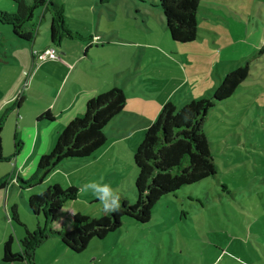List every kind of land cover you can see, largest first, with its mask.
I'll return each mask as SVG.
<instances>
[{"label":"rangeland","instance_id":"rangeland-1","mask_svg":"<svg viewBox=\"0 0 264 264\" xmlns=\"http://www.w3.org/2000/svg\"><path fill=\"white\" fill-rule=\"evenodd\" d=\"M59 1L69 32L54 46L58 55L73 62L69 66L76 67L82 80L69 82L72 98L77 96L76 84L78 89L89 87L88 94L94 89L102 93L120 88L128 100L124 112L105 131L106 145L89 160L64 161L33 188H21L15 176L7 190L0 191V264H27L4 262V243L13 235L14 251H19L27 228L39 233L38 227L48 225L43 212L32 213L28 200L49 186L59 184L64 191L75 188L74 195L61 199L63 208L90 218L105 213L95 196L81 191L89 181L102 180L135 204L134 153L163 106L170 102L180 109L190 100L210 97L229 71L246 64L250 76L206 120L205 131L219 166L216 176L164 195L147 223L125 217L120 229L93 239L83 252L72 251L54 235L39 246L35 258L37 264H264V0H202L197 40L183 44L172 39L163 14L152 7L153 0ZM16 8L12 0H0V10ZM43 13V8L37 10L32 23L37 25ZM45 14L37 49L51 37L52 13L46 10ZM14 41L12 25L0 22L2 62L14 54L19 58L11 57L13 65L0 63V102L12 96L15 84L24 78L22 68L32 60L30 42L14 52ZM48 60L54 71L66 76V61ZM45 61L36 57V62ZM27 95L19 109L21 118H16L18 110H9L14 105L0 116L6 117V153L15 148L19 126L18 131L22 127L25 132L27 126L36 139L40 136L44 142L50 137L54 144V137L71 121L60 113L66 101L51 108L52 120H39L35 112L43 106L30 99L38 96ZM82 101L81 109L77 105L79 111L71 115L74 118L84 113ZM0 167L10 168L0 179L12 175L10 162ZM33 173H23V178ZM15 206L24 225L13 219ZM70 216L61 212L55 228L61 230Z\"/></svg>","mask_w":264,"mask_h":264},{"label":"trees","instance_id":"trees-1","mask_svg":"<svg viewBox=\"0 0 264 264\" xmlns=\"http://www.w3.org/2000/svg\"><path fill=\"white\" fill-rule=\"evenodd\" d=\"M12 1L16 3L17 8L14 12L0 10V22L12 25L17 43L30 42L32 45L36 42L41 23L35 25L32 21L36 11L41 8L44 13L46 10L52 13V43L55 44L58 39L61 43L68 36L64 6L59 0H32V3L28 0ZM201 1L153 0L152 7L163 14L172 39L183 44L197 40ZM33 51L34 49L32 55ZM249 76V64H246L229 71L210 97L195 98L180 109L170 102L163 106L156 120L144 131L134 153V165L137 170L135 204H130L121 195V209L118 213L104 214L97 219L77 212L74 217L70 216L69 223H65L59 230L55 225L60 221L59 214L63 208L61 199L74 195L76 189L71 187L64 191L59 184H55L40 194L32 195L28 200L30 210L36 215L43 212L48 225L45 228L38 227L39 233H32L27 228L26 237L20 241L19 251H14V237L11 235L4 243V262L37 264L36 250L54 235L60 236L62 242L72 251L83 252L93 239H103L109 233L120 229L125 217L147 223L152 218L155 205L164 195L216 176L219 166L205 131L206 120L210 111L218 103L232 98ZM127 100L124 90L120 88L102 92L90 99L84 113L70 121L58 134L52 151L39 158L32 176L27 180L18 177L20 187L26 189L39 186L62 162L87 159L104 147L108 141L105 134L107 126L124 112ZM15 104L19 105V98L13 103ZM51 117L52 113L48 111L42 114L39 120H52ZM5 120L3 115L0 118V163L11 162L15 156H5L3 152ZM17 147L20 150L22 143H18ZM12 179V175L1 178L0 190H6ZM13 219L24 225L17 206L13 207Z\"/></svg>","mask_w":264,"mask_h":264},{"label":"crops","instance_id":"crops-1","mask_svg":"<svg viewBox=\"0 0 264 264\" xmlns=\"http://www.w3.org/2000/svg\"><path fill=\"white\" fill-rule=\"evenodd\" d=\"M44 18L46 19V14H45ZM40 23H41L40 25H42L44 23V19H42L40 21ZM80 36L85 38V36H83L81 34H80ZM39 41L40 40L38 38H36V42L31 45L32 60L28 66L25 67V65H24V68H22V71H23L22 76L24 78H22L20 81H18L17 82L18 84L14 83L15 89L13 90V92L11 94L12 96L10 98H5V100H2V102H0V116L3 114V112L5 110L8 109L9 105L12 106L13 103L16 102V99L19 98V105L18 106L14 105V107L11 109H13V111H14V109L18 110V114L16 115V118L17 119L21 118V117H19V114H21L19 109L21 107H23L25 105V102H27V100L29 99V96L27 95V93L30 92L32 94V96L33 95L38 96V97H30V99L37 101L38 103L42 104V106H43L42 108H40L38 111L35 112V115H38V118L41 117L42 114H44L45 112H48V111L51 112L52 111L51 108L53 106L59 108L61 105V102L66 101L64 104V110L61 111L60 113L64 117L70 116V119L72 121L75 116L73 117L71 115H75V113H77V111H79V109L76 108L77 105H79V108L81 109V99L83 98L82 107L85 105V108H84V110H85L88 101L100 93L95 92V89H94L95 87L93 86L94 90L92 91L91 94H88V92H89L88 90H90L89 87L81 86V88L78 89L77 85L75 84L74 90H75V94L77 96H76V98H72V91L69 87V82L76 79V83L80 84L82 81L81 76H80V72L75 71L76 70L75 66H73V65L69 66V63H73V62L68 61L67 57H64V55H61V54L59 55V57H60L59 60H62L64 62L66 61L65 62L66 64L63 63L67 67L66 68L67 69L66 76H61V74H59L57 71H54L53 70V67H54L53 64L51 63V61H49V60L47 61V59L45 62H42V63L36 62V58L33 57V55H32V50L37 49V48H35V45ZM43 42H45V40H43ZM14 43L17 44V45H15L16 47H14V52H17L18 51L17 48H19V46H21V45L23 48H25L24 47L25 44H20V43H17L16 41H14ZM52 46L55 47L54 43H52V41L50 40L49 42H46V44H43L42 47L38 48L37 51L45 50V49H48L49 47H52ZM57 52L59 54L58 50H57ZM6 57H8L9 59H8V61H5V62H2V60L0 58V63H2L3 66L9 65V64L13 65V62H10L13 60V59H11V57L15 58L16 60H19L18 56L15 54L13 56H6ZM78 67H79V69H81L82 65L78 64ZM29 69H31V70H29ZM25 70L31 71V73L26 71L25 75H24ZM46 70H48V71H46ZM75 73L77 74V77H75V75H74ZM24 89H26L25 92H24ZM53 92H56V94L53 95ZM64 92L66 93L65 94L66 98L63 96ZM39 97L41 100H38ZM69 101H70V103H69ZM67 102H68V104H67ZM84 110H83V112H84ZM12 113L10 114L11 118L13 116ZM51 113L53 115V112H51ZM117 118L118 117H116L113 121H115ZM55 120H57L56 117H55ZM5 123H6V120H5ZM19 125L20 124L18 123V126ZM19 128H20V126L18 127V129ZM37 128L39 129V127H37ZM18 129H17L16 134L14 136L15 148L12 152H9V153H6L4 151L6 138H5L4 130H3V152H4L5 156H14L15 155L12 158V161L10 163L12 164V170H13V173H11V174H12L13 178L16 176L15 179L17 180V183H18V177L19 176L23 177V173H28V172L33 173L31 171H34L39 158L42 155L47 154L53 148L55 141H56V138H57V137L56 138L54 137V144L52 143V140L50 137H48V139H45V141L43 142L42 139H40V136L36 139L35 135L29 134L28 131H30V130L27 129V126L25 127V130H24L25 132H23V133L21 132L22 127L20 129L21 131H18ZM33 129L36 130V127H33ZM141 140H140V142H141ZM18 143H22V148L20 150L17 147ZM91 157H88L87 159H82V160H89V158H91ZM9 171H10V168L4 169V167H0V177L2 175H4L5 173H9ZM0 191H3V190H0Z\"/></svg>","mask_w":264,"mask_h":264},{"label":"clouds","instance_id":"clouds-1","mask_svg":"<svg viewBox=\"0 0 264 264\" xmlns=\"http://www.w3.org/2000/svg\"><path fill=\"white\" fill-rule=\"evenodd\" d=\"M81 191L91 193L95 196L106 215L118 213L121 209L120 196L110 184L104 183L102 180L100 182L89 181L85 183ZM61 212L70 213L72 217L75 216V212L70 208H61Z\"/></svg>","mask_w":264,"mask_h":264},{"label":"built area","instance_id":"built-area-1","mask_svg":"<svg viewBox=\"0 0 264 264\" xmlns=\"http://www.w3.org/2000/svg\"><path fill=\"white\" fill-rule=\"evenodd\" d=\"M34 57H42L43 59H56L60 58L55 47H49L43 51H33Z\"/></svg>","mask_w":264,"mask_h":264}]
</instances>
